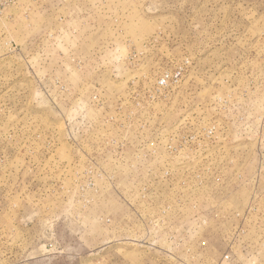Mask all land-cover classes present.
Segmentation results:
<instances>
[{
	"label": "rangeland",
	"instance_id": "374dc122",
	"mask_svg": "<svg viewBox=\"0 0 264 264\" xmlns=\"http://www.w3.org/2000/svg\"><path fill=\"white\" fill-rule=\"evenodd\" d=\"M0 264H264V0H0Z\"/></svg>",
	"mask_w": 264,
	"mask_h": 264
}]
</instances>
